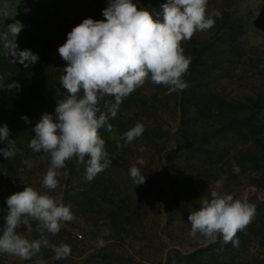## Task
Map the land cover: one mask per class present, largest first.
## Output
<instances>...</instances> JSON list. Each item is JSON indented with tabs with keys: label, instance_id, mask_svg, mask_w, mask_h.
Instances as JSON below:
<instances>
[{
	"label": "rangeland",
	"instance_id": "374dc122",
	"mask_svg": "<svg viewBox=\"0 0 264 264\" xmlns=\"http://www.w3.org/2000/svg\"><path fill=\"white\" fill-rule=\"evenodd\" d=\"M5 5L8 16L0 14V33L20 21L24 27L16 37L19 50L35 53L36 39L45 34L57 41L44 76L18 63V71L31 75H17L12 84L1 80L0 126L10 129L8 139L15 141L17 152L10 159L0 153V235L6 199L26 186L70 205L75 218L64 222L56 235L44 233L50 244L70 246L66 259L57 260L51 248L42 247L30 260L0 253V264L39 260L45 264H264V0H208V13L218 10L223 21L229 14L236 40L224 34L228 29L211 28L182 41L183 49L194 37L203 44L197 43V48L214 47L199 80L189 83L185 94L183 90L168 94L165 86L147 80L123 101L115 118L109 117L112 131L99 130L109 167L89 182L86 161L78 164L73 158L58 170L59 187L54 190L42 187L50 156L29 147L33 128L43 113L54 115L58 100L68 96L60 84L66 67L58 53L67 40L63 29L68 27L69 33L87 18L105 20L102 10L108 0H0V11ZM0 47L5 49L2 41ZM40 80L44 84L37 87ZM105 101L114 97L101 101L104 112ZM245 117L249 120L242 125ZM137 122L145 131L126 144L121 136ZM7 143L0 142V149ZM141 146L145 151H139ZM137 157L145 161L137 165L146 177L139 185L129 172ZM222 177L223 192L235 198L246 195L256 207L251 223L237 233L238 247L225 244L219 236L209 243L200 234L190 235L189 213L199 209L203 198H210L215 181ZM29 223L31 231L24 225L17 231L29 240L39 239L38 222Z\"/></svg>",
	"mask_w": 264,
	"mask_h": 264
},
{
	"label": "clouds",
	"instance_id": "9594fccd",
	"mask_svg": "<svg viewBox=\"0 0 264 264\" xmlns=\"http://www.w3.org/2000/svg\"><path fill=\"white\" fill-rule=\"evenodd\" d=\"M207 5L208 0H167L154 18L148 9H138L133 0H108V6L102 10L105 20L84 19L67 34L58 53L66 62L60 84L68 96L58 100L54 115L42 114L33 128L35 137L29 143L33 152L42 151L50 156V166L42 180L43 188L57 189L58 170L73 158L78 164L86 161L85 178L89 182L109 167L111 160L99 130L112 131L109 117L115 118L123 101L147 80L165 86L168 94L188 87L182 77L189 69L191 57L184 54L181 43L190 40L198 31L211 29L215 18H222L218 10L209 14ZM6 8L7 5L0 11L5 17L8 16ZM23 27L18 20L9 24L7 31L0 33V41L15 62L28 67L38 62L39 57L29 49L19 50L16 37ZM105 96L114 97V101L104 102L106 112L100 108ZM21 119L28 122L27 116ZM144 131L143 123L137 122L123 133L121 139L126 144L131 143ZM9 135L8 126H0V142H8L0 153L7 159L17 152L15 141L9 140ZM139 151H145L144 147L141 146ZM23 163L29 168L32 166L30 161ZM144 164V159L137 157L129 169L136 185L146 181L137 167ZM233 171L239 172L235 164ZM223 184V177L216 180L210 198H203L199 209L189 213L190 235L200 234L209 243L216 242L219 236L225 244L238 247L237 233L251 223L256 207L249 203L246 195L235 198L223 192ZM6 204L8 210L0 235V253L21 260L32 259L42 247L51 248L57 260L71 254L69 245L50 244L44 235L45 232L56 235L64 222L75 218L70 205L30 186L10 195ZM30 219L38 222L39 239L29 240L17 231L21 225L31 231ZM103 243V240L97 241L99 246ZM37 264H45V261L39 260Z\"/></svg>",
	"mask_w": 264,
	"mask_h": 264
},
{
	"label": "trees",
	"instance_id": "16d2710c",
	"mask_svg": "<svg viewBox=\"0 0 264 264\" xmlns=\"http://www.w3.org/2000/svg\"><path fill=\"white\" fill-rule=\"evenodd\" d=\"M133 3L137 4L138 9L140 8H144V9H148L150 12H152L155 14L158 11H161V5L164 4L162 2H159L158 0H146V2H144V0H133ZM214 11H210L209 14H212ZM228 13H225V16L227 18L226 21H223V18H215L216 22L215 25L212 27V29H216V28H223V29H228V31H224V34L226 35H230L231 34V40H236L235 36L231 33V27L228 23ZM217 21H221V25H218ZM220 26V27H219ZM57 32H61V27L57 26ZM63 33L65 34V36L67 37L68 34V27L63 29ZM37 41V50L34 54H37L39 59L38 62L31 64L29 66L33 67V71L37 72V74L42 73V75L44 76L45 73V68L48 64V59L50 58V50L52 49V45L55 44L56 40V36H50L49 34H45L42 35L40 37H38L36 39ZM193 43L189 44V46H187L184 49V54L186 56H190L191 57V63L189 66V69L187 71V73L183 76V80L188 84V87L185 88L184 94L186 93L187 89L189 88V83H191L192 81L195 80H199V74L202 73L203 68L205 67V65L207 64V55L208 52H214V47L212 49L208 48V49H204L203 47L201 49L197 48L198 44L200 43L202 46V41H200L197 37L193 38ZM196 43V44H195ZM210 50V51H209ZM19 62H15L13 61L10 56L8 55L7 52H5V49H3L2 47H0V92L3 88V85L1 84V80L3 79L4 82L8 83V84H12L14 81V78H16L17 75L22 76L23 74H27V75H31L30 72H25V71H18L19 70ZM32 73V72H31ZM41 78V77H40ZM39 78V79H40ZM27 80H29V78H27ZM35 81V80H34ZM34 81H32L34 83ZM32 83V84H33ZM36 86H43L44 81L40 80L37 81ZM2 85V86H1ZM4 90V89H3ZM9 91V90H7ZM37 93L40 92V94L43 92L41 88H38ZM249 119L248 118H242L240 120V122L243 124L246 123L247 125V121Z\"/></svg>",
	"mask_w": 264,
	"mask_h": 264
}]
</instances>
